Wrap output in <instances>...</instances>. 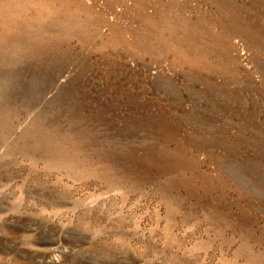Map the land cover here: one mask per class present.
<instances>
[{"label": "rangeland", "instance_id": "1", "mask_svg": "<svg viewBox=\"0 0 264 264\" xmlns=\"http://www.w3.org/2000/svg\"><path fill=\"white\" fill-rule=\"evenodd\" d=\"M0 264H264V0H0Z\"/></svg>", "mask_w": 264, "mask_h": 264}]
</instances>
